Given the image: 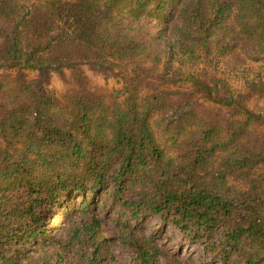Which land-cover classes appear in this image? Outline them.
I'll use <instances>...</instances> for the list:
<instances>
[{
	"label": "trees",
	"instance_id": "16d2710c",
	"mask_svg": "<svg viewBox=\"0 0 264 264\" xmlns=\"http://www.w3.org/2000/svg\"><path fill=\"white\" fill-rule=\"evenodd\" d=\"M237 46L264 63V0H0V264H121L111 240L182 264L147 216L264 264V74L228 81Z\"/></svg>",
	"mask_w": 264,
	"mask_h": 264
},
{
	"label": "rangeland",
	"instance_id": "374dc122",
	"mask_svg": "<svg viewBox=\"0 0 264 264\" xmlns=\"http://www.w3.org/2000/svg\"><path fill=\"white\" fill-rule=\"evenodd\" d=\"M159 21H154L152 24L155 30L160 26ZM218 69L228 81L237 88L243 87L248 80H251L259 75L264 74V63L260 61H254L249 58V54L242 53L239 46H237L230 55H227L219 64ZM92 79L99 85L108 87H120L121 84L118 80L114 78H107L102 74H96L89 71ZM55 90L63 89V81L59 77L53 79L52 85ZM117 218V214H109L106 220L105 234L113 238L114 233V223L113 221ZM143 219V220H142ZM57 219L52 221V224L56 222ZM142 221L146 222L147 229L152 232L156 228L162 227V232H159L160 245L169 253H174L182 261V264H221V262L215 261L214 263L211 258V253L206 251L204 245L200 242L194 241L189 237H185L184 234L171 226L164 225L163 222L158 218V216H147L145 219L141 218ZM109 249L113 251L119 258L121 264H136L134 256L132 253L123 249L116 241L111 240Z\"/></svg>",
	"mask_w": 264,
	"mask_h": 264
}]
</instances>
